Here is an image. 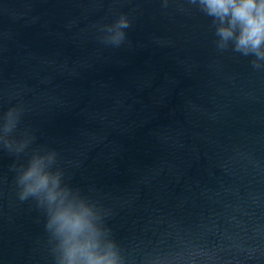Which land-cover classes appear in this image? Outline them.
<instances>
[{"label": "water", "instance_id": "95a60500", "mask_svg": "<svg viewBox=\"0 0 264 264\" xmlns=\"http://www.w3.org/2000/svg\"><path fill=\"white\" fill-rule=\"evenodd\" d=\"M217 24L198 0H0V264H58L19 194L36 153L121 264H264V59Z\"/></svg>", "mask_w": 264, "mask_h": 264}, {"label": "clouds", "instance_id": "9594fccd", "mask_svg": "<svg viewBox=\"0 0 264 264\" xmlns=\"http://www.w3.org/2000/svg\"><path fill=\"white\" fill-rule=\"evenodd\" d=\"M207 15L218 22L219 46L232 41L236 50L264 59V0H198ZM127 20L120 18L107 29L108 39L119 43ZM16 114L8 112L0 123V140L16 126ZM24 143L15 146L22 151ZM54 153L33 154L18 176L20 198L34 197L49 210L48 227L58 239V264H121L115 244L107 239L97 215L77 193L62 186L51 168Z\"/></svg>", "mask_w": 264, "mask_h": 264}]
</instances>
